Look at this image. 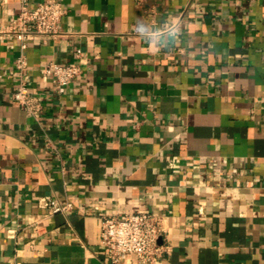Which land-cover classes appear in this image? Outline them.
I'll return each mask as SVG.
<instances>
[{
  "label": "crops",
  "instance_id": "obj_1",
  "mask_svg": "<svg viewBox=\"0 0 264 264\" xmlns=\"http://www.w3.org/2000/svg\"><path fill=\"white\" fill-rule=\"evenodd\" d=\"M60 2L62 34L26 48L34 119L0 0V264H114L101 216L134 211L163 216L160 264H264V0ZM49 61L80 66L63 93Z\"/></svg>",
  "mask_w": 264,
  "mask_h": 264
},
{
  "label": "built area",
  "instance_id": "obj_2",
  "mask_svg": "<svg viewBox=\"0 0 264 264\" xmlns=\"http://www.w3.org/2000/svg\"><path fill=\"white\" fill-rule=\"evenodd\" d=\"M144 4L149 0H135ZM19 11L10 21L6 32L20 42L15 61L18 82L12 91L13 101L34 119L43 112V105L36 90L31 89L29 65L26 56L28 42L36 37L62 34V17L65 8L60 0H42L34 6L29 0H18ZM81 72L78 64L45 62L40 67L43 80H50L59 93H63ZM172 162L169 165L172 166ZM38 206L49 214L72 209L69 201H59L50 196L38 199ZM163 216L150 211H134L124 214H104L100 220L99 244L107 259L114 264H160L169 249L163 229Z\"/></svg>",
  "mask_w": 264,
  "mask_h": 264
}]
</instances>
